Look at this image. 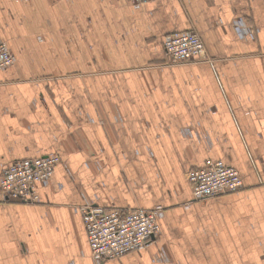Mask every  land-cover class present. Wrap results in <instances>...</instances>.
Listing matches in <instances>:
<instances>
[{"label": "crops", "instance_id": "1", "mask_svg": "<svg viewBox=\"0 0 264 264\" xmlns=\"http://www.w3.org/2000/svg\"><path fill=\"white\" fill-rule=\"evenodd\" d=\"M186 32L207 61L172 64L164 40ZM0 40L15 59L0 71V175L62 161L39 203L0 192V264H264V0H0ZM208 159L244 189L195 201L187 176ZM89 202L161 207V233L98 263Z\"/></svg>", "mask_w": 264, "mask_h": 264}, {"label": "built area", "instance_id": "2", "mask_svg": "<svg viewBox=\"0 0 264 264\" xmlns=\"http://www.w3.org/2000/svg\"><path fill=\"white\" fill-rule=\"evenodd\" d=\"M126 1L134 9H140L153 0ZM232 28L241 40L255 39L254 31L244 20L234 22ZM163 46L172 64L208 60L201 37L193 32L172 34L166 37ZM14 62L8 45L0 40V71L8 69ZM61 162L59 157L49 155L5 167L0 175V192L3 198L25 204L39 203V188L50 184L54 170ZM187 179L195 201H206L244 189V182L234 167L212 159H208L203 168L189 172ZM80 212L92 256L98 263L117 260L150 246L161 233L160 220L164 213L161 207L152 211L104 210L90 202ZM157 261L169 263L170 259L167 253L161 252Z\"/></svg>", "mask_w": 264, "mask_h": 264}, {"label": "rangeland", "instance_id": "3", "mask_svg": "<svg viewBox=\"0 0 264 264\" xmlns=\"http://www.w3.org/2000/svg\"><path fill=\"white\" fill-rule=\"evenodd\" d=\"M206 48V47H205ZM61 164H62V162H61Z\"/></svg>", "mask_w": 264, "mask_h": 264}]
</instances>
